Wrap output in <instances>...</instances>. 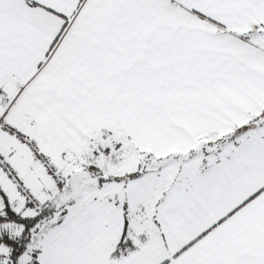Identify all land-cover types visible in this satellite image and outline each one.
I'll return each instance as SVG.
<instances>
[{
	"label": "snow or ice",
	"instance_id": "snow-or-ice-1",
	"mask_svg": "<svg viewBox=\"0 0 264 264\" xmlns=\"http://www.w3.org/2000/svg\"><path fill=\"white\" fill-rule=\"evenodd\" d=\"M0 264H264V0H0Z\"/></svg>",
	"mask_w": 264,
	"mask_h": 264
}]
</instances>
